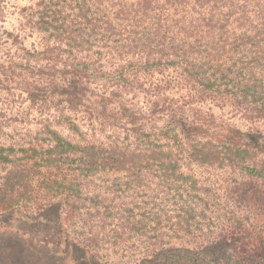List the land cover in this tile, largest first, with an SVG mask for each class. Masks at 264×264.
Listing matches in <instances>:
<instances>
[{
    "label": "trees",
    "instance_id": "trees-1",
    "mask_svg": "<svg viewBox=\"0 0 264 264\" xmlns=\"http://www.w3.org/2000/svg\"><path fill=\"white\" fill-rule=\"evenodd\" d=\"M13 10L0 213H57L97 264H264V145L233 123H264V0Z\"/></svg>",
    "mask_w": 264,
    "mask_h": 264
},
{
    "label": "rangeland",
    "instance_id": "rangeland-1",
    "mask_svg": "<svg viewBox=\"0 0 264 264\" xmlns=\"http://www.w3.org/2000/svg\"><path fill=\"white\" fill-rule=\"evenodd\" d=\"M22 0H0V21ZM7 12V14H5ZM247 142L264 145V123L233 118ZM57 213L27 217L21 212L0 213V264H97L85 250L66 243L61 237ZM224 255V251L221 253Z\"/></svg>",
    "mask_w": 264,
    "mask_h": 264
}]
</instances>
